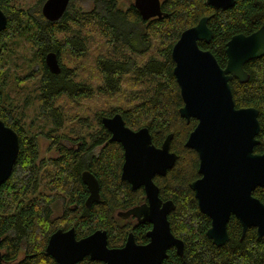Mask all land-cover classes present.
<instances>
[{
    "label": "trees",
    "instance_id": "16d2710c",
    "mask_svg": "<svg viewBox=\"0 0 264 264\" xmlns=\"http://www.w3.org/2000/svg\"><path fill=\"white\" fill-rule=\"evenodd\" d=\"M43 1L0 0L7 15L0 32V118L19 140L11 173L0 184V264H57L45 247L58 228L74 227L77 238L105 230L109 247H121L130 231L137 243L148 241L151 224H136L121 214L146 198L142 186L133 189L121 178L123 148L109 140L101 123L102 116L117 112L132 129L146 126L155 146L172 134L176 161L153 180L159 197L174 203L167 217L172 233L183 241V254L170 247L161 264H264V235L257 237L255 227H248L241 238L235 216L227 223L224 244L217 246L206 235L210 218L189 187L200 176L198 155L184 145L196 120L179 114L183 102L171 58L180 33L206 15L213 35L198 45L224 67L231 36L264 25V0H235L225 10L206 0H161L163 15L147 20L133 3L122 8L118 0H89L83 7L70 0L56 21L42 16ZM50 51L59 59L57 74L45 63ZM244 69L246 82L233 77L229 83L235 107L258 110L253 150L262 153L264 54ZM84 170L99 184V199L89 207ZM252 194L264 204V186ZM58 200L61 213L54 215ZM75 264L103 262L85 256Z\"/></svg>",
    "mask_w": 264,
    "mask_h": 264
},
{
    "label": "water",
    "instance_id": "95a60500",
    "mask_svg": "<svg viewBox=\"0 0 264 264\" xmlns=\"http://www.w3.org/2000/svg\"><path fill=\"white\" fill-rule=\"evenodd\" d=\"M69 2L44 0L41 14L49 21H56ZM234 2L206 0L215 10L228 9ZM133 5L143 20L164 13L161 0H133ZM208 18L200 17L195 25L180 33L171 48V58L183 102L179 114L187 121L196 120L184 145L197 153L200 176L189 187L199 210L210 218L207 237L219 246L229 238L227 223L231 215L241 224V238L248 227H255L257 237L264 235V204L252 194L256 187L264 186V152L253 150L260 128L258 110L252 106L235 107L229 83L233 77L246 82L249 74L244 64L264 54V25L249 34L232 35L226 43L227 60L222 67L210 50L198 45L199 41L207 43L212 38ZM6 24L7 15L0 7V32ZM45 63L51 73L60 72L55 52L45 55ZM101 123L110 132L109 140L119 142L123 148L121 178L133 189L140 186L144 189L146 200L121 214L151 224L146 232L148 242L137 243L129 232L121 247H109L105 230L97 229L77 238L74 227L58 228L47 240L46 254L57 264H75L85 256L103 264H161L170 247L182 255L183 241L172 233L167 217L174 203L159 197V188L153 180L157 174L164 175L176 161L177 154L170 150L172 134L155 146L146 126L128 127L119 112L102 116ZM18 150L17 132L0 118V184L9 177ZM81 179L89 192L85 200L89 207L99 199V184L87 170L81 173Z\"/></svg>",
    "mask_w": 264,
    "mask_h": 264
},
{
    "label": "rangeland",
    "instance_id": "374dc122",
    "mask_svg": "<svg viewBox=\"0 0 264 264\" xmlns=\"http://www.w3.org/2000/svg\"><path fill=\"white\" fill-rule=\"evenodd\" d=\"M76 1L77 4L83 7H87L90 5L89 0H76ZM131 3H133V0H118V5L122 8L128 6ZM46 147H47L46 142L44 140H41L42 154H46ZM60 209H61V201L58 200L53 205L54 215H57L60 212Z\"/></svg>",
    "mask_w": 264,
    "mask_h": 264
},
{
    "label": "flooded vegetation",
    "instance_id": "af4514ba",
    "mask_svg": "<svg viewBox=\"0 0 264 264\" xmlns=\"http://www.w3.org/2000/svg\"><path fill=\"white\" fill-rule=\"evenodd\" d=\"M119 143V142H118ZM88 194H89V192H88ZM54 211V210H53ZM60 213H61V209H60V212L57 214V215H60ZM128 217H130V218H133L134 219V221L136 222V224H138L139 222L137 221V219L134 217V216H128ZM127 217V218H128ZM142 223H144V222H142ZM149 223V222H148ZM150 224V223H149ZM148 231V230H147ZM131 232V231H130ZM148 242V241H147ZM141 244H143V243H141Z\"/></svg>",
    "mask_w": 264,
    "mask_h": 264
}]
</instances>
